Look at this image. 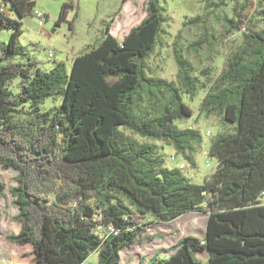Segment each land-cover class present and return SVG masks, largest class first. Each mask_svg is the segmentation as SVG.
I'll list each match as a JSON object with an SVG mask.
<instances>
[{"label": "trees", "instance_id": "obj_1", "mask_svg": "<svg viewBox=\"0 0 264 264\" xmlns=\"http://www.w3.org/2000/svg\"><path fill=\"white\" fill-rule=\"evenodd\" d=\"M1 1L20 17L36 3ZM234 1L235 16L222 6L183 22L198 35L184 45L179 30L170 81L151 75L146 63L167 20L160 0L147 1V16L122 41L109 21L101 43L75 56L70 71L64 62L47 71L15 60L24 51L22 21L0 9V32L11 30L0 43V163L18 171L10 190L22 222L9 239L33 244L35 264H85L95 251L94 264H129L121 248L138 241L146 215L169 222L188 212L208 214L204 237L188 234L168 257L139 264H264V5L252 14ZM71 5L63 4L58 25ZM234 32L239 39L222 69L202 81L189 53L211 54ZM200 88L207 89L201 111L233 126L212 138L208 155L218 166L203 183L167 165L154 142L194 164L203 134L178 121L194 113L184 94L193 98ZM50 97L62 100L45 110ZM4 188L0 180V197Z\"/></svg>", "mask_w": 264, "mask_h": 264}, {"label": "rangeland", "instance_id": "obj_2", "mask_svg": "<svg viewBox=\"0 0 264 264\" xmlns=\"http://www.w3.org/2000/svg\"><path fill=\"white\" fill-rule=\"evenodd\" d=\"M148 0H36L34 11L24 17L12 13L8 5L0 0V9H4L22 21V34L19 38L23 53L15 60L28 63L35 61L43 70L52 69L57 63L64 62L70 71L75 56L91 50L99 45L106 33V25L113 21L112 33L119 41L130 29L140 23L147 16ZM167 17L161 33L160 42L151 57L147 60V67L151 75L166 80H175L177 64L173 56V42L182 28L181 39L187 45L198 35L195 28L185 27L183 22L189 18L204 14L206 11L220 12L223 8L230 16L234 15V0H226V5L209 6L211 2L218 0H160ZM246 4L247 10L255 14L264 0H240ZM64 3L72 4L68 8L67 18L61 24H57ZM38 9L44 13L42 18L35 15ZM216 10V11H215ZM41 20L43 24H41ZM72 22V26H70ZM216 28H221L217 23ZM11 36V30L4 29L0 32V43L7 44ZM234 32L224 41H216L211 47L203 48L197 55L189 53L196 66V74L202 81L213 79L222 69L227 53L232 49V39L238 38ZM239 39V38H238ZM50 52L53 56H50ZM20 78L14 82L13 88L17 89ZM206 88H200L197 94L191 98L184 94L185 101L193 108L191 117L179 120L181 127L192 126L201 130L203 142L193 155L194 164L178 153L175 148L163 141L157 143L160 152L165 156L166 164L177 166L183 164L184 172L192 181L203 183L205 177H209L218 166V160L208 155L211 140L220 132L232 131L233 126L226 123L221 117L207 116L200 109V103L206 93ZM62 97L47 98L42 104L43 109H49L60 104ZM137 138L145 140L138 135ZM18 171L13 168L5 169L0 163V180L4 182L3 196L0 197V264H35L34 247L31 243L20 244L9 239L12 233H18L22 222L17 219L18 207L14 204L16 198L10 188L18 184ZM208 214L202 212H188L179 218L162 222L152 215L143 218L144 229L138 232V241L126 244L121 248V262L139 264L149 261L155 254L168 257L176 251L180 239L188 234L204 237ZM103 234L102 229H98ZM205 263L207 254L201 253ZM98 260V253H92L85 264H94Z\"/></svg>", "mask_w": 264, "mask_h": 264}, {"label": "built area", "instance_id": "obj_3", "mask_svg": "<svg viewBox=\"0 0 264 264\" xmlns=\"http://www.w3.org/2000/svg\"><path fill=\"white\" fill-rule=\"evenodd\" d=\"M35 15L38 16L39 18H42L44 16V13L38 9L35 10ZM41 24H43V21L41 20ZM50 56H53V53L50 52ZM181 168H183V164L180 165Z\"/></svg>", "mask_w": 264, "mask_h": 264}, {"label": "crops", "instance_id": "obj_4", "mask_svg": "<svg viewBox=\"0 0 264 264\" xmlns=\"http://www.w3.org/2000/svg\"><path fill=\"white\" fill-rule=\"evenodd\" d=\"M112 25H113V23H112ZM111 32H112V27H111Z\"/></svg>", "mask_w": 264, "mask_h": 264}]
</instances>
